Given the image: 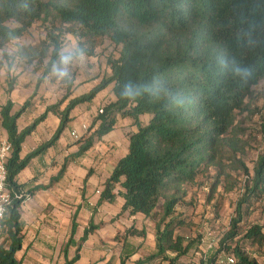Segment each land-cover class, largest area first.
Listing matches in <instances>:
<instances>
[{
  "label": "trees",
  "instance_id": "trees-1",
  "mask_svg": "<svg viewBox=\"0 0 264 264\" xmlns=\"http://www.w3.org/2000/svg\"><path fill=\"white\" fill-rule=\"evenodd\" d=\"M36 22L45 30V40L39 46H20L15 54L27 62H43L50 52L38 83L58 62V50L68 34L77 38L88 56L95 55L98 38H107L120 51L108 59L109 75L87 93L71 97L73 79L66 82L67 105L48 106L21 130L18 120L30 100L13 111V82L8 83L7 99L0 107V125L13 145L7 188L23 196L13 198L1 222L0 264H22L16 257L24 241L21 204L58 182L67 161L48 184L31 189L18 182V174L57 142L76 106L92 102L109 85L113 98L98 109L86 135L76 141L78 151L68 159L83 156L115 128L119 118L133 120L136 130L128 134L127 152L102 183L96 205L121 196L122 213L155 220V251L134 264H180L183 256L199 252L200 236L178 232L189 223L178 206L192 203L186 199L187 186L200 175L213 178V193L224 184V191L239 189L240 194L218 248L208 256L200 252L198 264H218L224 253L233 254L234 264H260L244 247L256 246L264 256V225L250 221L258 209L264 213V149L250 169L244 156L254 145L253 136H246L237 116L248 110L252 87L264 80V0H0V52L7 56L8 43L26 35ZM220 57H235L242 66H252L253 78L244 83L233 77L218 63ZM129 76L134 87L151 88L156 94L143 92L135 102L120 101V88ZM48 113L60 120L54 135L21 157L25 138ZM142 115H150L147 123ZM259 124L264 143V121ZM75 216L67 245L78 227ZM98 227L92 221L88 224L75 257L64 264L79 259L81 245ZM126 234L145 236L146 231L131 226ZM129 256L122 252L120 264Z\"/></svg>",
  "mask_w": 264,
  "mask_h": 264
},
{
  "label": "rangeland",
  "instance_id": "rangeland-1",
  "mask_svg": "<svg viewBox=\"0 0 264 264\" xmlns=\"http://www.w3.org/2000/svg\"><path fill=\"white\" fill-rule=\"evenodd\" d=\"M45 35L46 32L40 22H36L26 35L14 42L8 43L6 46L7 56L0 52V105L6 102L7 95L5 90L9 82H13V90L11 92V99L14 102L13 111L19 110L26 100H30V104L26 108V111L29 112L21 118L19 127H22L28 122L32 123L35 116H37V111H45L48 106L54 104H58V108L63 109L68 103V99L65 100L66 82L64 84L57 79L53 68L49 75L44 76L43 80L38 83L43 75L46 63L50 58V52L49 56L43 62L36 60L27 62L19 59L15 54L20 46H39L45 40ZM72 44H78L77 38L69 34L66 35L63 39V47ZM87 46L90 45L87 44ZM49 51H51V48ZM119 51L120 47L112 44L107 38H98L96 41L95 55H86L83 62L77 63L72 67L73 93L71 97L87 93L103 77L108 76V59L118 57ZM111 89L112 85H109L98 93L92 102L82 103L76 106L72 112V115L75 117L70 121L71 128H78L80 124V112H97L103 104L110 100L112 97ZM246 103L248 110L239 113L237 121L241 127L246 129V136H253L254 145L249 147L244 156L247 165L252 169L259 152L264 149V143L259 132V123L264 121V80L252 87ZM93 117L94 114L91 115L90 121H92ZM149 118L150 115L141 116L144 123H147ZM131 126L133 125L124 124L125 137L128 136V129ZM133 130H136L135 126ZM3 131L0 125V132L4 133ZM61 135L62 138L70 139L68 129ZM109 143H115V145L111 146ZM108 148L111 150L112 155L110 156H107L99 148H93L89 152L88 160L86 161L89 163L88 166L91 170L95 169L106 174L105 172H109L115 160L124 153V143L108 142ZM99 156L106 161L100 163L97 159ZM212 183L213 178H210V175H200L194 183L187 186L188 195L186 199L192 203L178 206V212H182L189 220L188 225L179 229L178 232L184 236L193 238L200 236L201 238L199 252H191L183 256L180 264H198L201 259V253L206 255L214 253L218 248L220 238L228 229L230 219L234 214L235 203L239 197L240 190L234 189L226 192L224 191V184H221L213 193L211 190ZM101 188H103V185H101ZM99 190L101 192V189ZM119 200L120 198L117 197L114 202L110 203L105 209L106 214H104L108 218V222L110 221V224L106 227V233L110 238V242H107V246L110 249L109 252H111L110 264H120V244L124 237L127 236L120 222L124 218V213L119 209ZM260 210L258 209L253 213L250 221H258L264 225V213H261ZM1 234L2 231H0V242L4 239ZM244 250L249 256L256 258L260 264H264V256L258 247L247 244ZM229 257L234 256L232 253L222 254L218 259V264H234L228 260ZM84 258L87 259V252ZM93 261L95 263L91 261L90 264H97L96 260ZM108 261L109 259L99 262L100 264H108ZM80 264H86V261H81Z\"/></svg>",
  "mask_w": 264,
  "mask_h": 264
},
{
  "label": "crops",
  "instance_id": "crops-1",
  "mask_svg": "<svg viewBox=\"0 0 264 264\" xmlns=\"http://www.w3.org/2000/svg\"><path fill=\"white\" fill-rule=\"evenodd\" d=\"M108 72L110 73V69ZM28 112L25 111L22 114L18 123ZM43 112L37 111L35 119ZM92 114L95 115L96 111L80 112L78 128L72 129L69 122L62 132L64 134L68 129L70 139L62 138L60 135L53 146L48 148L45 153L34 157L17 176L18 182L26 185L25 190L39 184H48L67 161L66 171L58 182L49 189L36 191L32 197L21 204L24 241L22 249L17 252L16 257L22 260V264H64L67 260H71L76 255L78 243L86 225L91 221L99 227L81 245L80 257L74 264H80L84 260L86 264H90L91 261L94 262L93 260H96L97 264H100L99 261L101 260L107 261L109 259L108 264L111 262V252L107 246L110 238L106 233V227L110 221L108 222V218L104 215L106 214L105 209L110 203L104 202L97 206L100 196V192L97 191L102 190V183L110 175L121 156L115 160L109 172H105L106 174L95 169L91 170L86 160H88L89 152L93 148L101 149L107 156L112 155L110 148H108V142L124 143L123 155H125L128 149L129 136L125 137L124 124L133 125V120L119 118L115 129L94 143L83 156L68 159L71 154L78 151L80 146L76 143L77 139L72 136V132H76L80 137L84 135L87 131L83 129V126L89 127ZM59 124V118L48 113L46 118L35 127V130L25 138L20 153L21 157H25L39 145L50 140ZM29 125H31L30 122L19 128L21 130ZM133 128L134 125L128 129L130 133L135 131ZM3 132L5 134V131ZM109 144L115 145V143ZM97 159L100 163L106 161L101 159V156ZM118 198H120L119 209L121 211L124 200L121 196ZM123 213L124 218L120 222L125 231L131 226L146 231L145 236L127 235L120 244L119 259L123 252V256L130 255L125 264H134L136 260L155 251V220L140 213L133 216H130L128 211ZM74 215H76L78 224L77 232L73 237V242L67 245ZM86 252L87 259L84 258Z\"/></svg>",
  "mask_w": 264,
  "mask_h": 264
},
{
  "label": "clouds",
  "instance_id": "clouds-1",
  "mask_svg": "<svg viewBox=\"0 0 264 264\" xmlns=\"http://www.w3.org/2000/svg\"><path fill=\"white\" fill-rule=\"evenodd\" d=\"M86 48L78 44L61 47L58 50V63L54 64L53 69L58 80L67 83L72 82V67L77 63L83 62L86 56ZM218 63L223 68H228L233 77H239L241 81L247 83L254 76V69L252 66H242L239 61L232 57L225 59L224 57L218 58ZM131 76L125 78L123 86L120 88L118 99L120 101L135 102L142 96L143 92H152L156 94L151 88L134 87ZM78 140V139H77ZM2 211V209H0Z\"/></svg>",
  "mask_w": 264,
  "mask_h": 264
},
{
  "label": "built area",
  "instance_id": "built-area-1",
  "mask_svg": "<svg viewBox=\"0 0 264 264\" xmlns=\"http://www.w3.org/2000/svg\"><path fill=\"white\" fill-rule=\"evenodd\" d=\"M87 128L88 127L86 125L83 126L85 131H87ZM72 136L75 139L80 138V135H78L76 132H72ZM12 152V143L9 141L6 134L0 132V209H2V211H0V226L13 198H22L23 196V193L12 194L7 188V163L12 156ZM97 192L99 193L100 191ZM228 260L230 262H234L233 257H229Z\"/></svg>",
  "mask_w": 264,
  "mask_h": 264
}]
</instances>
